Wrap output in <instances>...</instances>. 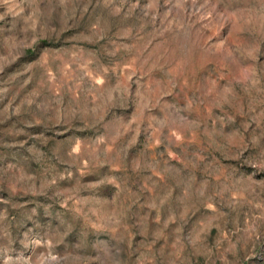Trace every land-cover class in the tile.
Returning <instances> with one entry per match:
<instances>
[{"label":"rangeland","instance_id":"rangeland-1","mask_svg":"<svg viewBox=\"0 0 264 264\" xmlns=\"http://www.w3.org/2000/svg\"><path fill=\"white\" fill-rule=\"evenodd\" d=\"M0 264H264V0H0Z\"/></svg>","mask_w":264,"mask_h":264}]
</instances>
